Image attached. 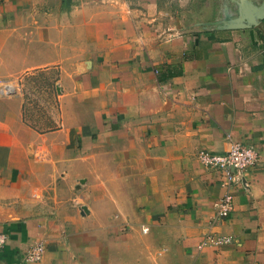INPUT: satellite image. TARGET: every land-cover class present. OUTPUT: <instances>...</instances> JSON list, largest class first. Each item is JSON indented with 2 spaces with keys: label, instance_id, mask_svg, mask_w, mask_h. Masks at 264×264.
Here are the masks:
<instances>
[{
  "label": "crops",
  "instance_id": "crops-1",
  "mask_svg": "<svg viewBox=\"0 0 264 264\" xmlns=\"http://www.w3.org/2000/svg\"><path fill=\"white\" fill-rule=\"evenodd\" d=\"M211 1L0 0V264H264V0ZM38 69L43 132L14 85ZM230 141L259 158L220 219L198 153Z\"/></svg>",
  "mask_w": 264,
  "mask_h": 264
},
{
  "label": "built area",
  "instance_id": "built-area-1",
  "mask_svg": "<svg viewBox=\"0 0 264 264\" xmlns=\"http://www.w3.org/2000/svg\"><path fill=\"white\" fill-rule=\"evenodd\" d=\"M227 137L229 135L227 134ZM259 158L258 150L251 145H245L241 142L230 141L229 147L223 154H212L205 151L198 153L199 161L207 167H215L220 172L219 185L223 188L222 196L215 203V215L217 218H226L233 209V192L238 183L246 186L243 182L244 172L254 165ZM7 236L0 232V251L6 244ZM231 241L230 237L222 236L217 233H207L197 248L205 245H220ZM45 247L42 242L31 245L23 252L21 259L23 262H40L43 258Z\"/></svg>",
  "mask_w": 264,
  "mask_h": 264
},
{
  "label": "rangeland",
  "instance_id": "rangeland-1",
  "mask_svg": "<svg viewBox=\"0 0 264 264\" xmlns=\"http://www.w3.org/2000/svg\"><path fill=\"white\" fill-rule=\"evenodd\" d=\"M219 1L212 0L210 6L214 10L221 5L226 10L230 9V2L220 4ZM56 74L54 69H38L14 83L15 94L22 100L23 119L38 131L49 130L59 123L60 100L55 90Z\"/></svg>",
  "mask_w": 264,
  "mask_h": 264
},
{
  "label": "bare ground",
  "instance_id": "bare-ground-1",
  "mask_svg": "<svg viewBox=\"0 0 264 264\" xmlns=\"http://www.w3.org/2000/svg\"><path fill=\"white\" fill-rule=\"evenodd\" d=\"M10 88H9V85L8 86H6L5 88H4V91L6 92V90H7V92L9 93L10 92V90H9ZM12 91V90H11Z\"/></svg>",
  "mask_w": 264,
  "mask_h": 264
},
{
  "label": "water",
  "instance_id": "water-1",
  "mask_svg": "<svg viewBox=\"0 0 264 264\" xmlns=\"http://www.w3.org/2000/svg\"><path fill=\"white\" fill-rule=\"evenodd\" d=\"M80 182L82 183L83 181L81 180ZM82 209H85V207H83Z\"/></svg>",
  "mask_w": 264,
  "mask_h": 264
}]
</instances>
